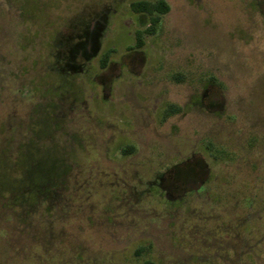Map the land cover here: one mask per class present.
Returning a JSON list of instances; mask_svg holds the SVG:
<instances>
[{
    "label": "rangeland",
    "instance_id": "obj_1",
    "mask_svg": "<svg viewBox=\"0 0 264 264\" xmlns=\"http://www.w3.org/2000/svg\"><path fill=\"white\" fill-rule=\"evenodd\" d=\"M156 1L0 0V264H264V0Z\"/></svg>",
    "mask_w": 264,
    "mask_h": 264
},
{
    "label": "trees",
    "instance_id": "obj_2",
    "mask_svg": "<svg viewBox=\"0 0 264 264\" xmlns=\"http://www.w3.org/2000/svg\"><path fill=\"white\" fill-rule=\"evenodd\" d=\"M131 10L137 14H144L148 16V28L144 31H136V39L140 42L144 34L151 33L153 28L158 24L160 17L166 14L169 10L168 5L163 0H157L154 3L139 2L131 5ZM105 59V58H104ZM104 62V60H102ZM179 108L173 105H169L162 113V120H166L170 116L179 112ZM133 151L132 147L125 148L122 153L124 155L130 154ZM144 264H152L147 261Z\"/></svg>",
    "mask_w": 264,
    "mask_h": 264
}]
</instances>
